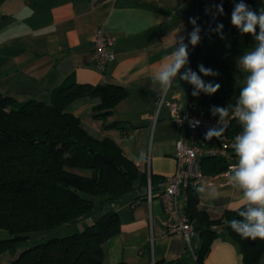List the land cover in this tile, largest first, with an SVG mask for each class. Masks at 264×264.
I'll list each match as a JSON object with an SVG mask.
<instances>
[{"label":"crops","instance_id":"obj_1","mask_svg":"<svg viewBox=\"0 0 264 264\" xmlns=\"http://www.w3.org/2000/svg\"><path fill=\"white\" fill-rule=\"evenodd\" d=\"M216 2L0 0V91L18 100L34 98L49 102L55 87L71 81L124 86L128 95L105 118L92 116L93 106L100 102L97 96L79 97L66 106V111L78 117L90 135L112 138L141 168L153 174H169L175 168V140L180 125L171 118L167 106L157 112V102L162 97L170 99L177 95L184 108L186 100L199 105L198 97L192 96L193 87L186 82H179L184 94L175 87L164 92L151 77L164 57L173 51L177 36L185 37L184 42L188 43V33L193 30L190 18H197L202 29L200 35H205L215 18ZM97 28L113 38L115 57L103 70L92 59L91 39ZM207 38L210 40L204 59L199 62L200 59L194 58L196 55L189 56L188 66L193 71L200 64L207 68L208 54L218 43L217 35ZM114 121H118L119 128L106 127ZM233 162L237 163V157ZM229 169L205 175L199 185L204 186L205 192L198 193L197 206L211 216L244 204L241 194L228 183L225 173ZM213 190L220 193L219 198H212ZM132 199V195H127L115 207L119 229L103 243L104 264L119 261L153 264L183 258L196 249L195 236L187 244L180 234L168 229L181 213L182 201H178V212H169L160 192L150 201L143 198L132 205ZM204 264H243V261L237 243L225 237L212 243ZM257 264H264V252Z\"/></svg>","mask_w":264,"mask_h":264},{"label":"trees","instance_id":"obj_2","mask_svg":"<svg viewBox=\"0 0 264 264\" xmlns=\"http://www.w3.org/2000/svg\"><path fill=\"white\" fill-rule=\"evenodd\" d=\"M237 2L223 0V15L217 12L197 46L206 36L218 35L210 31L218 23L224 30L229 15L225 41L240 52L254 48L252 35H242L231 24ZM244 2L253 11L264 9V0ZM195 71L200 74L198 65ZM232 90L220 87L212 95L201 92L198 103L211 114L212 106L228 105L226 98ZM127 95V88L118 84L76 81L55 87L49 102L18 100L0 91V230L8 232V237L0 238V255H9L1 264H104L103 243L119 229L116 205L127 195L133 196L132 205L145 198L148 180L152 194L162 191L163 175L134 163L112 138L90 135L79 118L66 111V106L79 97L97 96L100 102L93 106L92 116L105 118ZM106 127L119 128V123L114 121ZM241 131L238 120L230 117L223 134L234 138ZM235 157L232 151V162ZM231 161L216 156L199 159L204 175L226 171ZM196 188L187 187L184 200L179 193L181 213L192 224L196 249L183 258L153 264H204L212 243L225 237L237 243L243 264H257L264 252V240L242 238L229 227L232 219H240L238 211L243 204L211 216L198 208ZM60 227L66 230L62 235L44 241L31 239V233Z\"/></svg>","mask_w":264,"mask_h":264},{"label":"clouds","instance_id":"obj_3","mask_svg":"<svg viewBox=\"0 0 264 264\" xmlns=\"http://www.w3.org/2000/svg\"><path fill=\"white\" fill-rule=\"evenodd\" d=\"M216 8L223 15L222 4ZM189 22L193 30L188 33V43L184 42L185 37L177 36L173 51L164 57L151 79L164 92L175 87L184 94L179 83L183 81L192 85L193 97H198L201 92L212 95L221 85L205 83L200 74L218 76L219 73L200 64L198 74L188 66V45L197 46L202 31L197 18H190ZM231 24L242 35H252L255 45L253 50L237 59L239 70L247 75L235 103L211 107L212 116L219 117L218 124L221 126L210 128L205 133V140L220 139L224 133L223 122L230 116L240 123L242 131L234 137L231 145L237 163L225 175L231 188L241 194L244 204L238 211L240 219H232L229 227L242 238L264 240V9L253 11L244 0H238L231 13ZM223 27L222 23H218L210 31L223 38ZM196 191L204 193L205 188L199 186ZM211 196L216 199L220 193L213 190Z\"/></svg>","mask_w":264,"mask_h":264},{"label":"built area","instance_id":"obj_4","mask_svg":"<svg viewBox=\"0 0 264 264\" xmlns=\"http://www.w3.org/2000/svg\"><path fill=\"white\" fill-rule=\"evenodd\" d=\"M222 2L223 0H217L216 3L220 5ZM91 48L92 59L99 69H105L115 57L113 38L101 28L95 30L91 39ZM194 48L191 45L188 47L189 56ZM163 105L168 107L171 118L180 125V133L175 140V168L171 173L164 175L163 189L160 192L165 210L171 212L177 211L180 192H182V200H184L185 193L183 191L187 187H198L204 181L205 175L202 172L199 159L202 156H216L231 161L233 151L231 145L234 138L223 134L220 139L213 138L211 143H205V133L210 128L221 126L218 124V116L214 117L212 114H208L204 108L191 100H186L185 106L182 108L177 95L170 99L162 97L157 102V112ZM230 117L223 122L224 129L229 126ZM233 165H235L234 162H229L228 169ZM153 195L148 180L146 200L150 201ZM168 229L180 234L187 244L194 237L192 224L182 213L178 214L176 220L169 224Z\"/></svg>","mask_w":264,"mask_h":264},{"label":"rangeland","instance_id":"obj_5","mask_svg":"<svg viewBox=\"0 0 264 264\" xmlns=\"http://www.w3.org/2000/svg\"><path fill=\"white\" fill-rule=\"evenodd\" d=\"M226 21L227 26L230 21V16L226 15ZM228 30V27H226L225 32ZM224 31V30H223ZM225 32H223V38L218 34L217 35V45L213 50L208 54L207 58V68H211L212 70L219 73L218 76H206L204 79L208 83H219L223 89H233L229 92V96L226 98L227 104H234L235 100L237 99L240 89L244 86L245 77L247 73H244L239 70L237 66V59L242 56L245 52L251 51L253 49H250L248 51L240 52L237 51L234 47H232L230 44H228L224 40ZM209 38L205 39L199 46H195L193 49V53H191V56H195V59H200L199 62L204 59V52L207 49V45L209 42ZM221 40V41H220ZM225 44V45H224ZM154 135V130H152V133L150 135V143L152 142V138ZM150 156V149L148 148V157ZM82 173H89V170L86 169H79ZM66 230L61 228H53L48 229L42 232H34L31 233V239H37L38 241H44L50 236L54 235H62L65 233ZM68 232V231H67ZM8 237V232L6 230H0V238ZM9 257V255H0V264L6 261V259Z\"/></svg>","mask_w":264,"mask_h":264},{"label":"water","instance_id":"obj_6","mask_svg":"<svg viewBox=\"0 0 264 264\" xmlns=\"http://www.w3.org/2000/svg\"><path fill=\"white\" fill-rule=\"evenodd\" d=\"M217 12V10L215 11V13Z\"/></svg>","mask_w":264,"mask_h":264}]
</instances>
